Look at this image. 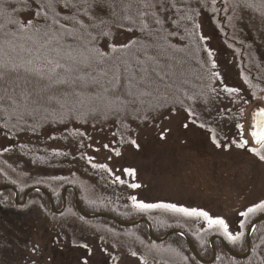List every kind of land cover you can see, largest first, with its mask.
<instances>
[{
    "label": "rangeland",
    "instance_id": "374dc122",
    "mask_svg": "<svg viewBox=\"0 0 264 264\" xmlns=\"http://www.w3.org/2000/svg\"><path fill=\"white\" fill-rule=\"evenodd\" d=\"M202 4L196 21L201 46L199 43L185 49L182 41L173 36L168 42L173 45L179 42L176 48L188 53L194 63L198 62V70L194 71L200 78L194 88L203 92L202 95L197 94L199 91L165 95L160 99H164L160 106L163 108L164 103L165 108L140 121L127 122L124 130L116 121L114 124L102 122L72 128L75 137L53 136L48 142L52 147L67 142L73 150L81 146L96 163L122 169L124 171H119L122 176L131 173L139 188L132 189L126 203L128 209L163 215L170 224L190 229L198 239L208 235L207 231L212 232L211 239L225 237L223 232L231 233L236 229L241 213L245 215L241 224L244 227L247 220L264 211V142L255 146L250 137L253 111L264 109V19L248 9L242 0H203ZM185 8L190 11L191 6ZM25 20H29V16ZM112 33L99 40L103 51L108 50L110 44L121 46L136 37L125 29H114ZM202 66L207 69V72L203 69L204 76L200 72ZM53 134L54 131L46 129L36 137V143L45 144ZM32 139L21 135L17 146H26ZM0 151L6 152L1 145ZM1 157L6 173L21 185L38 178L54 182L53 185L59 179L85 177L81 172L74 173L75 167L70 171L59 166L56 178L50 176V172H40L43 161L30 165L23 161L15 163L10 155ZM52 189L56 191L58 187L55 185ZM33 200L20 225L0 220V238L14 244L7 257L13 264H81L88 259H92L93 264L100 261L106 264L107 260L111 263L114 260L115 264L164 263L158 260V252L143 241L105 225L78 220L71 230L73 224L69 229L61 214L57 215L59 218L52 217L36 198ZM18 202L23 200L18 199ZM140 204L150 207L141 209ZM165 206L188 211L179 212ZM209 219H222L227 230L219 224H210Z\"/></svg>",
    "mask_w": 264,
    "mask_h": 264
},
{
    "label": "trees",
    "instance_id": "16d2710c",
    "mask_svg": "<svg viewBox=\"0 0 264 264\" xmlns=\"http://www.w3.org/2000/svg\"><path fill=\"white\" fill-rule=\"evenodd\" d=\"M242 1L248 9H251L256 15L264 19V0ZM46 2L47 0H13L14 6L7 9L8 14L0 16V61L9 64L22 62L20 45L24 44L25 47H28L31 44L23 39L26 34L17 30V24L9 21L24 23L26 16L32 19L33 13H38L41 17H48L49 24H52L54 20L58 21L54 25V30H59V24L64 25V30H73L79 38L77 43L84 53L87 54L88 49L95 48L99 52L104 53V56L101 63L92 61V66L88 68H81L79 64L75 65L81 70L66 74L69 76V82L65 84H57L54 79L52 81L47 79L40 80L35 76H29L22 70L19 73L7 74L6 80L12 86H4L8 87V94L12 96V99L0 102V145L6 151L5 154L0 151V155L14 157L15 159L12 158V160L15 163H22L21 161H23L30 163V165L34 163L38 165V162L42 163L43 161L44 165L40 167L42 170L40 172L43 174H49L50 172L52 177L57 178L58 173L56 172H60L59 166H65L64 169L68 168L69 170L75 167L74 173L76 171L81 172L85 174V177L83 176V179L76 176L67 177L63 180H57L53 185L51 183L54 182L38 178L37 180H28L24 185H21V183H17L6 173L5 167L1 164L2 157L0 156V186L11 185L16 188L20 201L23 200L22 196L28 188L34 186L42 187L50 192L58 210L62 206L61 190L65 186H72L78 191L81 206L86 213L91 215L107 213L123 222H132L144 218L151 223L153 234L157 238H162L170 230L178 228L192 239L203 259H211L212 251L209 239L212 236V232L207 231L208 235L198 239L190 229L179 224H170L168 220L163 218V215L148 214L147 212H140V210L135 212L132 211L133 209H128L130 207L126 203L129 202L130 193L132 189L134 190L137 187L133 181L134 178L131 177V173L127 176H122L119 171L124 170L96 163L95 160L88 157L89 154L86 149L81 148V146L73 150L67 146V142L63 143L64 147H52L48 142L53 136L57 138L59 135L64 138L75 137L76 133L72 128L80 129V127H85L86 125L102 122L114 124L116 121V124L124 127V130L128 127L127 122L132 120L134 122L140 121L148 114H156L165 108L164 103H162L164 105L163 108L160 106L164 100L160 101L162 96L179 94V91L196 94L199 90L195 89L194 85L200 77L196 75L198 72L194 70L198 68L196 66L198 62L194 63L188 57V53L182 52L176 46H178L180 41H182L181 46L185 49L193 48L195 45L199 46V43L201 46L202 40L198 33L196 21L200 16L201 8H203V0H201V3L197 0H167V4L163 9H144L149 14L144 17L145 22L152 29H159V31H153L151 35L147 32L140 33L135 29L133 31L127 30L128 22L123 19L125 13L122 10L121 0H89L92 5L90 8L87 6L80 7V5L84 4V0H56L54 10L41 6ZM66 3L69 5L67 8L65 7ZM109 3L111 6H109ZM73 5H76V7H73ZM187 5L191 6L190 11L185 8ZM132 14L135 15V28L138 29L140 16L135 12ZM65 16L72 19L65 20ZM155 19H159L160 24H153L152 21ZM75 21H78V23H75ZM114 29H125L133 32L135 33V38L138 35L140 36L136 40L132 38L127 43V45H131L127 49L121 50L120 46H115L117 50L114 51V45L110 44L108 50L103 51L100 48L99 40L109 37L113 34ZM104 33H107V35ZM170 36L178 38L179 42L174 45L168 43ZM157 39L164 49L163 55L159 56V75L151 72L152 65L149 64L151 78L155 83L150 88L141 86L140 90L133 89V95L129 96L123 88L122 74L124 66L121 62L123 60H131L133 53H136L140 59H144L142 52L137 51L140 44L133 42L143 41L150 45ZM148 51L149 55H157L156 49L149 48ZM40 55L42 57L43 52ZM28 59H34V55L30 56L24 53L23 61L26 62ZM61 62L65 64L72 63L65 60ZM191 63L194 64L192 65ZM116 65H120L121 69V87L116 92H113L111 89L116 84ZM106 69L111 70L108 71L107 75L102 76L100 74L101 71ZM203 69L207 72L205 66L200 67L202 76L205 74ZM60 71L62 72L63 70L61 69ZM81 75L88 80L89 87H84L82 82L77 79ZM92 77H95L99 83L93 85L91 83ZM110 80L111 83H109ZM17 81L21 85H24L25 81H29L27 88L32 95L22 98L19 95L20 88H16V92L13 94L12 87H14V82ZM105 88L110 89V91L106 92ZM197 94L202 95L203 92L199 91ZM50 96H54L56 99L49 101ZM59 98H67L69 101L60 100ZM38 108H41V110ZM235 124L236 121L231 125L232 130L235 129ZM46 129H51L54 134L46 139L45 144L36 143V137L44 133ZM57 130L60 131L57 132ZM21 135H29L30 138H33L32 143L23 147L17 146V140ZM118 139H120V136ZM36 144H39V146ZM15 160H18V162ZM4 163L7 162L4 160ZM55 185L58 187L56 191L52 189ZM66 197L67 204L60 218H65V223H67L69 229L72 224L71 230L75 229L74 225L77 224V220L93 225H105L111 230L119 231L129 238L143 241L149 245L158 252L156 256L159 258L158 260L164 262L163 264H167L165 261L169 264H200L193 258L186 242L181 237L170 236L163 243H155L150 240L147 227L144 224L133 228H121L105 219H83L76 210L73 193L68 191ZM34 198L38 200L41 207L50 216L58 217L51 212L48 200L43 194L32 193L27 197L24 205L17 206L14 203L13 192L4 190L0 192V220L12 222L15 226L20 225L24 221L29 206L34 203ZM138 204L139 202L136 201L135 205L138 206ZM148 208L141 207V209ZM263 213L264 211H261L247 220L244 227H241V224L245 215L241 214L240 217L242 218L238 227L236 229L233 228L231 233L229 231V234L223 232L225 237L221 238L226 241L234 252L245 253L246 229L257 216ZM66 219L70 221L68 222ZM71 232L76 233V231ZM12 246L14 244L9 240L0 238V264H13L7 259L11 255ZM22 248L25 250V244ZM215 248L217 256L213 264H264V221L256 226L252 234L251 252L246 259L230 257L220 241H215ZM103 263L100 261L99 264ZM81 264H93V260L88 259ZM106 264H115V262L113 260L111 263L110 260H107Z\"/></svg>",
    "mask_w": 264,
    "mask_h": 264
},
{
    "label": "snow or ice",
    "instance_id": "6c2138e0",
    "mask_svg": "<svg viewBox=\"0 0 264 264\" xmlns=\"http://www.w3.org/2000/svg\"><path fill=\"white\" fill-rule=\"evenodd\" d=\"M122 10L125 13L123 17L124 20L128 22L127 30L133 31L138 30L140 33L147 32L149 35L152 34L153 31H159V29H152L148 23L145 22L144 17L149 14L144 11V9H152V8H165L167 4V0H121ZM13 0H0V16L7 15V9L13 7ZM42 7H47L49 9L54 10L56 7V0H47V2ZM87 6L90 8L92 5L89 0H84V4L80 5V7ZM109 6L110 3H109ZM65 7H69L66 3ZM76 7V5H73ZM135 12L140 16V24L138 29L135 28L136 18L132 13ZM65 20H71V17L65 16ZM10 23L17 24V30L20 33L26 34L23 39L26 42H30L31 46L25 47L24 44L20 45V55H21V63H7L0 61V102L6 99H12V96L8 94V87L4 85H9V82L6 80V76L9 73H19V71H23L27 73L29 76H35L40 80H49L52 81L54 79L57 84H65L69 82V76L66 74H71L73 71H79L81 68H88L92 66V61L96 63H101L104 53L99 52L97 49L92 48L88 49V53H84L80 49V45L77 43L79 39L73 30H64V25L59 24V30H54V25L58 23V21H53L52 24L48 23V17H41L38 13H33L32 19L25 21L24 23H17L15 21H9ZM78 23V21H75ZM153 24H160L159 19H155L152 21ZM123 26V25H121ZM107 35V33H104ZM67 38V40H66ZM71 41V42H67ZM139 43L140 47L137 51L142 52L144 59H140L136 53L132 54L131 60H123L121 63L123 64V88L127 92L129 96L133 95L132 90L137 89L140 90L141 86L144 88H150L153 86L155 81L151 78V73L149 71L148 65L151 64V72H155L159 75V56L163 55V47L160 45L159 40H155L152 44H147L143 41L133 42ZM131 45H122L120 49H127ZM149 48H153L157 50V55L152 56L149 55ZM113 50L117 49L115 46ZM41 52H43V56L41 57ZM27 53L30 56L34 55V59H28L26 62L23 61V54ZM54 54V55H53ZM71 61V64H65L61 61ZM79 64L81 68L75 67V65ZM63 70L62 72L60 70ZM111 69H106L101 71V75H107L108 71ZM90 76V73H89ZM84 87H89L88 80L83 76L77 77ZM115 79L116 84L113 85L111 91L116 92L121 87V69L120 65H116L115 67ZM29 81H25L24 85H21L18 81L14 82V87H12L13 94L16 92V88H20L21 91L19 95L22 98H27L32 95V93L28 90L27 84ZM91 83L97 84L99 81L96 80L95 77L91 78ZM111 83V80L109 81ZM103 87V85H101ZM106 92L110 91V89L105 88ZM56 99L54 96L49 97V101ZM14 102V101H13ZM253 137L256 136V133H252ZM105 148L107 145L104 146ZM139 187V185H137ZM139 207H150L143 204H140ZM165 207H173L175 211L186 212L188 210L184 208H175L174 206H165ZM243 215V213H241ZM200 215H207L206 213H200ZM210 224H219L225 227L224 221L220 220H211L209 219Z\"/></svg>",
    "mask_w": 264,
    "mask_h": 264
},
{
    "label": "water",
    "instance_id": "95a60500",
    "mask_svg": "<svg viewBox=\"0 0 264 264\" xmlns=\"http://www.w3.org/2000/svg\"><path fill=\"white\" fill-rule=\"evenodd\" d=\"M253 132L256 133L255 137H253V135H252ZM250 137L252 138V141L255 144V146H260L264 142V109L256 108L253 111V120H252V128L250 129ZM4 190H10L13 192L15 203L19 206L24 205V203L27 199V196L29 194H31L33 192L43 194L48 200L51 212L55 215L62 214V212L66 206V193L68 191H71L74 195L76 210H77L78 214L83 219H86V220L105 219V220H108L109 222H111V223H113V224H115L121 228H133V227L138 226L140 224H144L147 227V231H148V235H149L150 240L155 242V243H163L170 236H179L186 242L193 258L200 264H213L214 263V261L216 259V250L214 247L215 241L221 242V244L224 246L226 252L228 253V255L230 257H232L234 259H246L250 255V252H251L252 234H253L256 226L259 223L264 221V213H263V214H260L259 216H257L249 224L247 231H246V235H245V243H246V252L245 253L239 254V253L234 252L230 248V246L226 243V241L224 239H222L219 236H213L210 239V247H211V251H212V257L209 260H205L200 256V254L197 250V247L195 246V244L191 240V238L185 232H183L180 229H172L168 233H166L162 238H157L153 234V228H152L151 223L144 218H141V219H138V220H135L132 222H123V221L117 219L116 217H114L110 214H107V213H99V214H95V215H91V214L86 213L80 204V199H79V196H78L76 189L73 188L72 186L64 187V189L62 191V209L61 210H56L52 195L50 194L49 191H47L46 189H44L42 187H31V188L27 189L24 193L22 203L18 202L19 193L14 187H12L10 185H4V186L0 187V192L4 191Z\"/></svg>",
    "mask_w": 264,
    "mask_h": 264
}]
</instances>
